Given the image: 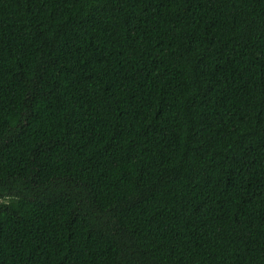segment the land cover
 Instances as JSON below:
<instances>
[{"label": "trees", "instance_id": "trees-1", "mask_svg": "<svg viewBox=\"0 0 264 264\" xmlns=\"http://www.w3.org/2000/svg\"><path fill=\"white\" fill-rule=\"evenodd\" d=\"M0 264H264V0H0Z\"/></svg>", "mask_w": 264, "mask_h": 264}]
</instances>
